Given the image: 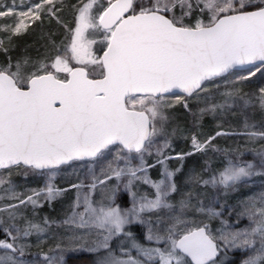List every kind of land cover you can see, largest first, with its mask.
I'll return each mask as SVG.
<instances>
[{"label": "snow or ice", "instance_id": "6c2138e0", "mask_svg": "<svg viewBox=\"0 0 264 264\" xmlns=\"http://www.w3.org/2000/svg\"><path fill=\"white\" fill-rule=\"evenodd\" d=\"M0 18H8L0 24V264H27L28 241H40L49 223L35 222L28 209L34 216L42 201L68 190L52 182L57 171L78 161L99 164L106 155L111 159L99 175L89 166L91 183L70 185L77 195L62 223L85 234L68 235L42 264H65V251L105 253L95 264H264V193L239 210L193 204L191 193L173 202L175 177L197 153L219 154L222 167L212 170L206 161L212 175L193 173L190 182L227 190L264 176V143L248 149L256 162L242 160L239 147L214 143L225 135L264 141V121L249 122L247 115L249 108L264 114V87L243 92L233 84L221 92L217 83L233 73H247L240 83L264 75V0H0ZM45 19L63 29L60 43L41 31L36 56L13 57V38ZM177 105L193 115L194 127L204 116L223 120L239 111L243 130L193 131L192 151L169 155L180 131ZM173 159L180 168L168 167ZM157 165L160 178L153 180L148 171ZM29 171L47 173L49 182L18 191L14 172L26 179ZM136 183L153 194H138ZM121 185L130 207L116 203ZM225 212H236L237 224L246 219L247 226L233 229ZM216 219L220 227L213 228ZM133 224L145 227L146 243L129 230ZM113 240L120 241L119 256ZM229 252H239V261L229 260Z\"/></svg>", "mask_w": 264, "mask_h": 264}, {"label": "rangeland", "instance_id": "374dc122", "mask_svg": "<svg viewBox=\"0 0 264 264\" xmlns=\"http://www.w3.org/2000/svg\"><path fill=\"white\" fill-rule=\"evenodd\" d=\"M4 3H12V0H3ZM23 2L24 4H27L29 0H15V3L17 5L21 4ZM8 18H0V24L4 23V21ZM70 19V18H69ZM52 23V22H51ZM50 22L45 19L43 21V24H41L40 21H37L35 24H31L30 27L27 29L26 32H24L22 35L27 34L31 29H33L34 25L43 27L49 25ZM2 35V34H0ZM63 39V29L61 34L57 37L56 42L60 43V41ZM7 43V41H6ZM0 61H2L0 56ZM238 80V79H235ZM219 84V90L222 92L226 90V87H230L231 85L235 84L237 87L240 88V83L238 81H232L229 80V78L222 79L217 82ZM177 107H180L177 105ZM237 113V111L235 112ZM174 116V113H173ZM235 116V114H229V117L232 118ZM213 117H207L205 120V117H203L202 120H200L196 126H193V129L184 122L182 123L174 116V126H178L180 131L176 134V136L172 140L173 147L172 149H169L168 154L175 156L177 153H188L192 151L191 142H190V136L192 135L193 131L197 133H203L205 135H212V133H209V123ZM218 129L214 130L213 132H217ZM220 131V130H219ZM224 132V131H223ZM215 134V133H214ZM230 136V135H229ZM185 142H188L187 145H185ZM215 144L219 145L221 148H237L239 147L242 152H244L246 156H248L249 159L247 161H258V157H256L252 152L248 151L250 148H258L261 143H248L244 139L242 140L241 145H234L230 141H226L224 136L218 137L215 142ZM189 156L186 157L188 159ZM111 159L110 155H106V158L102 160L99 164L92 162V161H83V162H73L71 166H63L61 170L57 171L56 176L53 179V183L56 187L61 189H68L65 191L61 196H58L55 200H53L51 203L43 202L42 201V207H39L36 209L35 215L32 214V209H28V215L34 219L35 222L41 223L43 225V222L45 219L49 222L46 227V232L44 236L41 238L40 241L37 240L35 236H33L28 243L30 246L26 249V254H39L40 259L42 260V257L44 254L49 253V249H54L55 246L61 242V240L66 239L68 235H71L73 232H76L77 234H85L84 230L76 229L74 226L65 225L62 223L70 214H71V208L73 205L74 200L76 199L77 190L74 188H70V185L72 184H79L83 182L84 184L91 183V175L89 174V166H91L92 170L99 175L100 169L102 167H105L107 164V161ZM149 164H152L155 162V157H147L146 158ZM186 159L183 161V167L182 170L177 173L175 177V182L178 191L173 194V202H178L182 197H187L189 193H191L193 197V204L199 203L203 201H206V192H211V195H216L217 188H213L211 185L209 186H202L197 183L190 182L189 177L193 175V173L197 174L198 176L202 177L203 179H208L211 175V171H205L206 168V161L210 163L212 170H218L222 167L221 160L222 157L219 154H212L209 153L207 157H205L201 153H197L195 155L190 156V162L188 165L186 164ZM195 159H198L197 163ZM168 167L170 169H176L181 167V161L173 159L168 162ZM185 168V169H184ZM161 167L157 165L156 167H153L149 169L148 175L151 179H159L160 178V172ZM182 173V175H180ZM13 177L18 178L17 181H14L17 185V190L22 192H28L32 189H43L45 185L49 182V176L47 173H40V172H33L29 171L27 173V178L25 179L20 172H14ZM258 177H263L260 175H255L251 177L249 182H247V185H251L253 183H256L258 180ZM116 183L115 180L111 181L108 185L109 188L114 186ZM134 191H136L138 194H148L151 196L153 194V190L142 183H136L133 188ZM227 190L220 188V195L222 193H225ZM215 192V194H214ZM230 195H233L235 202H238L240 199V191H239V185L235 187V189H231L229 191ZM94 198L96 200H99L100 198V192L99 189L96 190ZM212 200V199H211ZM116 203L120 205L123 208H127L131 206V197L123 190V185H121V192L118 193L116 198ZM207 207H211L212 204L208 201L206 204ZM82 210V209H81ZM246 219H242L239 221V224H237V217L234 219L231 227L233 229H236L237 227H245L248 224V221H244ZM213 228L220 227V220L216 219L212 221ZM129 230L133 232L134 236L136 237L141 236L140 240H138L140 243H146V241L143 240V235L146 231L145 227L142 225H136L133 224L129 226ZM95 231V230H94ZM95 235L91 236V239H95ZM137 239V238H136ZM112 242L118 243V248L116 252H114L117 256L120 255L119 251V240H113ZM125 246H128V242H125ZM94 254L88 251H65L63 252L64 259L66 256H70L73 254ZM232 252H229L230 254ZM50 254V253H49ZM135 254V253H133ZM36 257V256H35ZM28 262V261H27ZM30 262V261H29ZM29 262L27 264H29ZM42 262V261H41ZM34 264H38L36 260L34 261Z\"/></svg>", "mask_w": 264, "mask_h": 264}, {"label": "trees", "instance_id": "16d2710c", "mask_svg": "<svg viewBox=\"0 0 264 264\" xmlns=\"http://www.w3.org/2000/svg\"><path fill=\"white\" fill-rule=\"evenodd\" d=\"M73 2H74V0H73ZM65 18L69 19L70 16L66 14ZM41 31H43L45 33L49 32V31L55 33V40H56L57 37L61 34L62 29L59 28L55 24L54 21L52 23H50L49 25L43 26V27L39 26L37 28V26L34 25L33 29H31L27 34L13 38V42L16 44V49L12 53L13 57L20 55V54H23L25 52H27L28 54H30L32 56H36L37 55L36 49L40 45L39 34ZM1 59L3 60L4 57L1 56ZM246 74L247 73H245V72L233 73V74L227 76V78H229V80L239 82V78H238L239 75H246ZM235 79H238V80H235ZM239 86L243 90V92L257 91L259 88L264 87V75H262L260 72H258L254 77H251L249 80H246L243 83H240ZM190 106L192 107L193 112L197 111L195 104H191ZM247 115L249 117V122H255L257 124H260L262 121H264V114H262L258 109L249 108L247 110ZM174 116L176 119H178L182 123L184 122L185 124H188L193 129V126H194L193 115L191 113H189L188 111H186L185 109H183L181 106L175 108ZM204 117L206 120L207 117H210V115H207ZM244 120H245V114H242L239 111H237V113H235V116H233L232 118L229 117V114L223 120H215L212 118L210 123H209V130L208 131L210 134L212 133V135H214L215 132H213V131L216 129H218L217 131L220 130V131H224V132L242 131ZM224 137H225L226 141H230L234 145H241L243 139L245 141V137L238 136V135H230V136L225 135ZM187 143L188 142H185V145H187ZM256 143H264V141H259ZM247 159H249V158L246 155H244L242 157V160H244V161H247ZM196 160L198 161V159H195V161ZM197 161H196V163H197ZM189 162H190V156L188 157V159H186L185 165H188ZM180 175H182V173ZM12 179L14 181L18 180V178H15V177H12ZM258 180L259 181L251 184L250 186L247 185V182H249V181L239 184L240 199L238 202H235L233 195L229 194V191L231 189H227V191L225 193H222V195H220V188H217L215 196L211 195V192H209V191L206 192L205 196H206L207 200L203 201V205L205 207H207L206 204L209 201L212 204V206H215L217 204H223L226 206L236 207L237 210H239V206H240L242 201L247 200L251 197H259L262 193H264V176L258 177ZM233 189H235V188H233ZM214 194H215V192H214ZM236 217H237L236 212H232L231 214H229L228 212H225L223 218H224V220L228 221L229 224H232L231 222H233ZM244 221H247V220H244ZM140 237L141 236L137 235L136 236L137 240H140ZM0 238H3V236L0 235ZM117 248H118V243L112 242L113 252H116ZM104 254L105 253H103V252H101L100 254H96V253H94V254H86V253H84V254H73V255L65 257V264H95V262L98 258V255H104ZM35 256H34V254H30V255L26 254L25 260L28 262L30 261L29 264H34L35 260H36V262H38V264H42V262H41L42 260L38 259L39 254H36ZM39 258H41V257H39ZM228 258H229V260L239 261V259L241 258V254L239 252H236L235 254L232 252V253L228 254Z\"/></svg>", "mask_w": 264, "mask_h": 264}]
</instances>
